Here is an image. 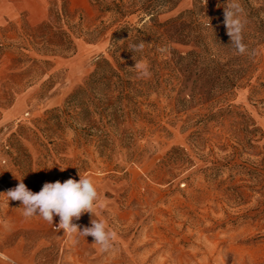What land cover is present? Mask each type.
<instances>
[{"label": "rangeland", "instance_id": "374dc122", "mask_svg": "<svg viewBox=\"0 0 264 264\" xmlns=\"http://www.w3.org/2000/svg\"><path fill=\"white\" fill-rule=\"evenodd\" d=\"M237 2L243 54L227 0H0V264H264V0ZM78 173L105 252L4 194Z\"/></svg>", "mask_w": 264, "mask_h": 264}, {"label": "clouds", "instance_id": "9594fccd", "mask_svg": "<svg viewBox=\"0 0 264 264\" xmlns=\"http://www.w3.org/2000/svg\"><path fill=\"white\" fill-rule=\"evenodd\" d=\"M224 8V24L227 29V35L230 37V43L234 48L243 54L246 51V45L242 42L243 23L240 19V13L243 11L237 0H227ZM144 43L133 45V51L142 50ZM166 51V49H160ZM136 68L140 70L143 77H149L150 72L147 64L135 62ZM65 168H60L64 171ZM80 176L79 181L69 178L64 182H45L38 193H34L23 183H19L15 188L7 190L4 193L8 200L19 201L23 208V216L31 218L39 216L50 224H53L54 216L59 217L58 230H63L69 235H80L85 238L91 236L93 244L100 246L99 250L105 252L112 247V242L116 239V234L109 228L107 221L103 219H93L98 210L107 207V199L101 197L96 185L92 179L87 176ZM83 214H90L92 219L91 226L83 227L73 221H78Z\"/></svg>", "mask_w": 264, "mask_h": 264}, {"label": "trees", "instance_id": "16d2710c", "mask_svg": "<svg viewBox=\"0 0 264 264\" xmlns=\"http://www.w3.org/2000/svg\"><path fill=\"white\" fill-rule=\"evenodd\" d=\"M114 10L117 12V14H119L120 16H123L124 15V12H123V9H122V6H114ZM152 10H146V14H148V17H150L151 21L152 22H155V19H154V13L150 12ZM190 15H192V17H195L196 15H198L197 13H195L194 11H190L189 12ZM194 24H197L194 22ZM156 27H157V24H156ZM138 34H142V32L140 31H137ZM143 35H145L143 33ZM199 36V35H198ZM197 37V36H196ZM125 50V49H124ZM180 59H182L180 57ZM209 59H210V64H215V58L214 56H209ZM97 68L101 71V72H109V73H113V70H112V67H111V64L109 63L108 60L106 59H101L98 63H97Z\"/></svg>", "mask_w": 264, "mask_h": 264}]
</instances>
